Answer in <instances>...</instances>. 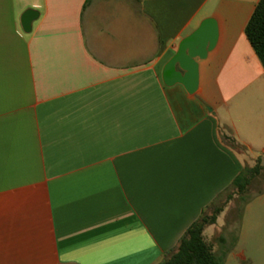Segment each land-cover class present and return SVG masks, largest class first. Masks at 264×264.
Segmentation results:
<instances>
[{
  "label": "crops",
  "instance_id": "obj_1",
  "mask_svg": "<svg viewBox=\"0 0 264 264\" xmlns=\"http://www.w3.org/2000/svg\"><path fill=\"white\" fill-rule=\"evenodd\" d=\"M258 1L0 0V264H156L174 250L264 153V69L244 33ZM206 18L217 40L196 90L166 84ZM236 196L203 238L224 264H264V190L240 216Z\"/></svg>",
  "mask_w": 264,
  "mask_h": 264
},
{
  "label": "trees",
  "instance_id": "obj_2",
  "mask_svg": "<svg viewBox=\"0 0 264 264\" xmlns=\"http://www.w3.org/2000/svg\"><path fill=\"white\" fill-rule=\"evenodd\" d=\"M244 33L264 69V0L257 2L245 26ZM260 170L259 160L252 167H243L228 189L224 191L226 193L232 189V193L227 192L225 200L220 203L218 201H221L222 197L212 202L208 206V211L202 212L196 221L186 229L174 250L165 253L156 264H224L225 252H212L210 245L203 238V229L206 225L216 221V216L233 194H237L241 201L238 208L240 216L242 206L247 202L244 194L249 183L260 173Z\"/></svg>",
  "mask_w": 264,
  "mask_h": 264
},
{
  "label": "water",
  "instance_id": "obj_3",
  "mask_svg": "<svg viewBox=\"0 0 264 264\" xmlns=\"http://www.w3.org/2000/svg\"><path fill=\"white\" fill-rule=\"evenodd\" d=\"M36 11L26 10L21 17L24 31H29L31 22L36 17ZM217 40V26L212 18L204 19L189 35L183 37L177 46L174 55L163 67L162 77L166 84H182L192 93L197 88L198 62L197 59L206 57Z\"/></svg>",
  "mask_w": 264,
  "mask_h": 264
},
{
  "label": "rangeland",
  "instance_id": "obj_4",
  "mask_svg": "<svg viewBox=\"0 0 264 264\" xmlns=\"http://www.w3.org/2000/svg\"><path fill=\"white\" fill-rule=\"evenodd\" d=\"M249 155L250 156H252V155L258 156L257 160H259V163H260V159H261V163H264V156H263L264 153L253 152V153H249ZM259 156L261 157L260 159H259ZM257 160L255 161V164H256ZM263 188H264V167H262L261 170H260V173L257 174L254 177V179H252L251 183L248 185V188H247L246 193L244 194V196L247 197V196H250V195H252L253 193H255L257 191H263L264 190ZM227 192L232 193V189H229ZM226 193L223 194V196L221 198V201H218V203H220V202L225 200ZM234 195L236 196L237 194H234ZM234 202L236 203V205H240L241 204V201H240L239 197H237V196H236V199L234 200ZM236 220H237V213L234 212V214H233V216L231 218L228 217L227 222L230 223V224H235Z\"/></svg>",
  "mask_w": 264,
  "mask_h": 264
}]
</instances>
